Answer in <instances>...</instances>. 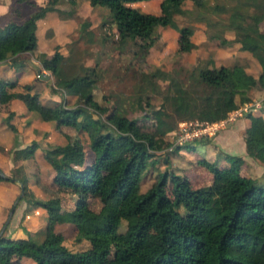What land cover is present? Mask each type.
I'll list each match as a JSON object with an SVG mask.
<instances>
[{"label":"trees","instance_id":"16d2710c","mask_svg":"<svg viewBox=\"0 0 264 264\" xmlns=\"http://www.w3.org/2000/svg\"><path fill=\"white\" fill-rule=\"evenodd\" d=\"M65 1L74 3L47 0L25 12L22 4L34 6L33 1L14 0L13 12L0 26V129L12 133L6 152L12 162H19L33 158L40 149L47 181L36 198L21 165L13 168L14 176H6L0 162L5 175L0 174V182L18 181L27 210L38 207L42 216L33 230L17 227L23 237L0 234V264H13L15 257L30 258L35 264H264V182L230 173L240 157L228 156L232 159L228 169L202 160L212 172L207 185L191 187L185 176L172 174L167 187L166 172H157L150 189L140 191L139 187L154 152L170 145L163 137L174 132L176 121H218L250 102L252 87L264 93V29L260 28L264 0H159L157 12L131 7V3L150 0H87L91 6L109 10L101 24L109 23L114 31L105 32L103 39L115 41L120 51L133 44L134 57L144 58L153 45L156 26L174 30L178 51H189L194 44L187 37L200 23L206 41L217 46L234 44L248 52L257 72L253 74L240 62L216 66L210 58L198 60L159 90L158 107L143 115L153 121L152 130L147 131L127 115L122 104L91 108L89 93L99 78L97 63H76L71 49L63 55L56 46L48 59L38 54L57 74L49 91L61 89L79 101L74 105L63 99L52 101L48 117L53 125L48 130L40 127L46 141L41 146L33 132L38 129L36 119L43 117L36 101L46 82L35 76L21 84L20 91L12 89L18 74L30 67L23 53L37 47L38 22L47 13L60 11L57 5ZM186 1H191L190 7ZM65 12L61 19L69 16ZM86 25L85 21L79 24L78 35L90 40ZM244 117L245 153L259 161L264 172V119L260 110L250 106ZM62 127L83 135L84 142L77 137L55 142L54 130L60 133ZM24 135L27 142L18 146V136ZM193 141L184 144L192 148ZM120 150H126V155L117 154ZM84 192L97 194V210L85 205ZM11 198L0 195V226ZM63 223L85 236V250L73 251L60 242L54 227Z\"/></svg>","mask_w":264,"mask_h":264},{"label":"rangeland","instance_id":"374dc122","mask_svg":"<svg viewBox=\"0 0 264 264\" xmlns=\"http://www.w3.org/2000/svg\"><path fill=\"white\" fill-rule=\"evenodd\" d=\"M13 1L0 0V3L4 5L1 7L0 24L4 23L10 13L13 12L15 6ZM31 1H33L34 6L22 4L21 8L23 11L28 12L37 5H44L47 0ZM158 2L159 0L135 2L131 3V7L141 12H157ZM190 2L186 1L185 5L190 7ZM57 6L60 8V11L47 13L45 18L38 22L37 47L31 52L23 53L24 57L28 59L30 67L20 75L16 81V85L12 89L13 91H20L21 84L30 82L37 76V69L43 74L48 75L47 79H42L46 83L42 82L43 90L38 94V100L36 101V107L40 110L43 117L42 119L37 117L38 119H36L35 124L38 125V129H34L33 133L38 135L41 146H44L46 141L43 138L45 136L44 131L40 127L43 125L45 126V130L46 128L48 130L53 125V120L48 117V108L52 105V101L63 99V102L66 101L68 105H74L79 101L77 97H68L61 89L56 93L49 91V86H55L54 82L57 79V74L46 67L45 63L39 59L38 54L44 53L48 59L51 57L56 46L63 55H67L70 51L69 49H71L76 63L81 62L83 65L97 63L99 78L89 93L91 108L96 109L95 106H107L110 108L115 103L122 104L127 110V115L137 119V124L140 128L147 131L152 130L153 121L145 120L143 115L152 108L158 107L160 103L159 90L166 84L168 79L176 78L181 73L184 74L198 60L210 58L216 66L240 62L253 74L257 72V65L248 52L237 49L234 44L230 46H217L213 42L206 41L202 31L203 26L200 23H196V29L193 34L187 37L194 44L187 52L178 51L177 33L174 30L169 27L156 26L153 30L155 37L153 45L148 49L144 58H139L134 57L132 53L133 44L129 43L120 51L117 49L115 41L103 39L105 32L114 31V27L112 25L110 27L109 23L101 24L102 20L108 18L109 10L107 8L91 6L87 0H74V3L65 1ZM65 11L69 12V16L61 19L60 17L66 15ZM178 20L182 22L181 18H178ZM83 21L87 22L86 28L91 31L90 40L78 35V26ZM260 28L264 29V22L260 25ZM226 35L231 36V33L227 32ZM256 90L259 91L254 87L249 89V91ZM258 95L261 96V93ZM258 95H254V97L256 98ZM146 101L147 103H145ZM32 112L33 114L37 113L34 110ZM230 120H233V118ZM193 121L195 120L176 121L174 132L164 135L163 138L170 145L154 152V156L149 160L142 173L139 184L140 191L150 189L154 185L157 172H166L167 187L169 186V178L172 174L185 176L191 187L207 185L211 182L212 172L201 161L214 162L218 168L228 169V166L232 164L230 157L234 156L240 157L241 160L229 170L232 175L239 178H252L257 184L264 182L262 164L256 159L247 156L243 145L239 151L236 145L233 151H231L233 153L227 154L222 149H215L216 146H212L213 148H211L208 145L212 143V137L207 139L209 135L195 138L200 139V141L194 140L192 148L184 144L189 141L178 143L177 137L181 123ZM60 130H62L60 133L54 130L55 135H53V138H55V142H63L73 137H77L79 141L84 142L83 135L80 136L75 130L66 127H62ZM27 140L28 135H24V138L18 136V146H23ZM0 143L4 146V150L0 152V162L4 163L2 165L5 170L4 174L6 176H14L13 168L16 165H21L22 173L27 177H32L34 180V177L37 179L35 184L28 180V184L31 188H34L32 189L33 194L37 198L41 194L40 191L47 184L46 169L42 161V151L40 149L36 150L35 156L31 159L12 162L10 155L6 152V148L12 145V133L4 128L0 129ZM202 144H205V146L202 147ZM177 145L179 147L176 148V151H173ZM210 153L211 156L213 155L212 158H210ZM117 154L124 156L126 155V150H120ZM253 159L256 161H250ZM11 181L15 184L9 185L0 182V195L6 194L12 197L9 200V208L17 194H19L21 186L13 178H11ZM83 195L86 198L85 205L92 210H97L100 205L97 194L84 192ZM21 196L16 201L10 219L2 231L10 238L23 237L24 233L21 230H18L17 233L14 230L18 226L33 230L42 217L38 207L28 211V203L21 200ZM8 210L4 209L3 212L5 213L6 211L7 215ZM54 230L60 233V242L70 250L82 251L88 247V241L85 236L76 232L70 224H58L54 227ZM13 264L35 263L27 257H15L13 258Z\"/></svg>","mask_w":264,"mask_h":264},{"label":"crops","instance_id":"0c3cea01","mask_svg":"<svg viewBox=\"0 0 264 264\" xmlns=\"http://www.w3.org/2000/svg\"><path fill=\"white\" fill-rule=\"evenodd\" d=\"M3 3H0V13H1V7H3ZM3 23L0 24V26ZM23 72H20L18 74L17 80L20 77V75ZM16 80V81H17ZM251 101L248 102L247 104L255 110H260V115L263 117L264 119V93L259 90V91H248ZM261 93V96H259L258 94ZM254 95H258L256 96V98L254 97ZM254 103H257V105H252ZM242 106L239 105L236 109L240 108ZM232 110V111H234ZM248 110V108H247ZM246 111V110H245ZM245 111H241V113L239 115H236L233 120H226L224 122V124H222V126L220 128H218L215 133L212 136H208L207 139L212 137V143H209L208 145L213 148L212 146H216L215 149H222L223 152L227 153V154H232L231 151H233V149L236 147H238V151L241 149L242 145L244 147V141H243V136H244V132H245V128L247 125V121L244 117V112ZM233 121V122H232ZM194 140H198L200 141V139H194ZM202 147L205 146V144L201 145ZM208 146V147H209ZM245 151V150H244ZM248 156V155H247ZM213 155L211 156L210 153V158H212ZM250 157V156H249ZM243 160V159H242ZM244 161V160H243ZM255 162L256 160H250ZM32 177H28V180H30L32 182ZM32 189H34L32 187ZM6 195V194H4ZM8 198H11V196L6 195ZM7 202V201H6ZM40 211V210H39ZM2 214V211L0 210V216ZM15 233L18 232V230H14Z\"/></svg>","mask_w":264,"mask_h":264},{"label":"built area","instance_id":"2783aa9c","mask_svg":"<svg viewBox=\"0 0 264 264\" xmlns=\"http://www.w3.org/2000/svg\"><path fill=\"white\" fill-rule=\"evenodd\" d=\"M252 105H257V103H254ZM248 107L249 105L247 103H244V105H242L237 110L229 111L225 118L214 122L207 123V122H199L195 120L193 122L181 123V126H179L177 142L181 143L183 141H191L202 135H211L213 131L215 129L220 128L226 120H230L231 118H234L236 115H239L241 111L247 110Z\"/></svg>","mask_w":264,"mask_h":264},{"label":"water","instance_id":"95a60500","mask_svg":"<svg viewBox=\"0 0 264 264\" xmlns=\"http://www.w3.org/2000/svg\"><path fill=\"white\" fill-rule=\"evenodd\" d=\"M36 73H37V76L39 78H41V79H47L48 78V75L47 74H43L42 72H40L39 69L36 70ZM0 174L5 176L1 171H0ZM22 192H23V189H22V186H20V192H19V194H17V196L13 200V202H12L8 212H7V215H6L5 219H4L3 223L0 226V234L2 233V231H3L4 227L6 226L7 222L9 221L11 213H12V210H13V208L15 206V203L20 198Z\"/></svg>","mask_w":264,"mask_h":264}]
</instances>
